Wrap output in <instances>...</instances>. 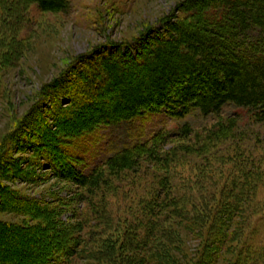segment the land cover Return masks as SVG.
<instances>
[{
    "label": "rangeland",
    "instance_id": "rangeland-1",
    "mask_svg": "<svg viewBox=\"0 0 264 264\" xmlns=\"http://www.w3.org/2000/svg\"><path fill=\"white\" fill-rule=\"evenodd\" d=\"M185 1L71 0L68 13L42 12L30 5L17 15L0 6V226L12 227L17 233L14 241L25 262L33 260L37 251L46 257L43 264H155L149 255L151 245L167 248L172 260L185 252L186 264L196 252L201 253L190 251L203 247L191 241L185 225L174 219L163 224L173 230L168 240L150 245L140 243L146 237L142 227L137 232L131 227L143 220V208L151 198L149 179L163 172L141 169L139 174L115 180L97 198L104 208L100 219L90 202L80 197L83 189L73 183L63 160L68 157V168L90 175L122 149L147 146L184 123L200 131L212 125V118L192 113L181 121L163 111L73 136L62 135L60 129L61 123L86 114L77 109L83 87L77 75L81 68H88L89 58L96 59L110 45L152 42V35L168 22L183 18L179 8ZM224 112L230 116L240 111L227 107ZM247 120L243 127L250 124ZM256 129V134L213 150L210 164L193 158L173 168L177 176L189 178L186 195L193 197L190 204L197 209L191 210L201 213L218 204L233 185L235 193L243 188L244 155L263 167L255 192L256 212L244 226L252 231L251 246L261 251L264 125ZM9 197L13 203H6ZM231 258L221 252L216 264H230Z\"/></svg>",
    "mask_w": 264,
    "mask_h": 264
},
{
    "label": "trees",
    "instance_id": "trees-1",
    "mask_svg": "<svg viewBox=\"0 0 264 264\" xmlns=\"http://www.w3.org/2000/svg\"><path fill=\"white\" fill-rule=\"evenodd\" d=\"M30 5L42 12L68 13L71 0H0L2 9L15 15ZM179 12L183 18L168 22L152 35V42L110 45L96 59L90 57L88 68H81L77 75L83 84L77 109L86 114L77 117L78 122L61 123L60 129L62 135L73 136L163 111L181 121L198 113L212 118V125L196 131L184 123L147 146L110 155L104 167L90 175L68 168V157L63 158L64 167L73 183L83 189L80 197L90 202L100 219L104 208L97 198L115 180L139 174L141 169H158L163 174L149 179L151 198L143 208V220L131 226L135 232L141 227L145 230L140 243L168 240L173 230L163 224L174 219L185 225L191 241L203 247L190 249L201 253L196 252L189 264H216L221 252L232 256L230 264H264V247L256 251L250 243L252 231L244 227L256 212L255 192L263 167L244 155L243 188L235 193L233 185L218 204L205 207L204 213L193 212L197 210L190 204L193 197L186 195L189 178L177 176L173 168L193 158L210 164L217 147L256 134V128L264 125V0H186ZM227 107L240 112L229 116L224 112ZM245 117L250 124L243 127ZM12 201L9 197L6 203ZM177 231L183 240L182 230ZM16 236L12 227L0 226V264H43L46 257L37 251L33 260L25 262ZM149 248L155 264H186L183 251L172 260L167 248Z\"/></svg>",
    "mask_w": 264,
    "mask_h": 264
}]
</instances>
